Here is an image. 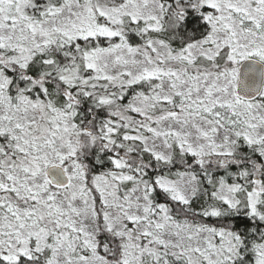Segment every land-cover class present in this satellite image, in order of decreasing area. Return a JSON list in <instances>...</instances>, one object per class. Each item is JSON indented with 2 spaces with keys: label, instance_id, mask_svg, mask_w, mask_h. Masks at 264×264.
Here are the masks:
<instances>
[{
  "label": "snow or ice",
  "instance_id": "6c2138e0",
  "mask_svg": "<svg viewBox=\"0 0 264 264\" xmlns=\"http://www.w3.org/2000/svg\"><path fill=\"white\" fill-rule=\"evenodd\" d=\"M0 264H264V0H0Z\"/></svg>",
  "mask_w": 264,
  "mask_h": 264
}]
</instances>
